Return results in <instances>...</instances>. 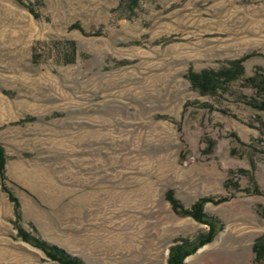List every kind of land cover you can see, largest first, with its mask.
Masks as SVG:
<instances>
[{
  "label": "rangeland",
  "instance_id": "obj_1",
  "mask_svg": "<svg viewBox=\"0 0 264 264\" xmlns=\"http://www.w3.org/2000/svg\"><path fill=\"white\" fill-rule=\"evenodd\" d=\"M243 62L201 95L189 69ZM264 0H0V264H166L207 226L176 214L201 197L221 228L184 264H255L264 236ZM210 143V145H209ZM245 171L242 173L241 171ZM253 173L259 193L252 189ZM237 187L225 188V183ZM233 186V185H232Z\"/></svg>",
  "mask_w": 264,
  "mask_h": 264
},
{
  "label": "trees",
  "instance_id": "obj_2",
  "mask_svg": "<svg viewBox=\"0 0 264 264\" xmlns=\"http://www.w3.org/2000/svg\"><path fill=\"white\" fill-rule=\"evenodd\" d=\"M17 1V0H16ZM250 56L246 55L239 59L233 60L227 67H222L218 70L203 69L200 71H194L189 69L187 71L186 78L190 83L191 87L198 91L201 95H215L218 91H226L230 85L242 78L244 73L243 62ZM244 81L248 83L250 87L259 95L257 101L248 102V105L252 108L264 113V75H253L244 78ZM210 145V143H209ZM5 163L6 156L3 148L0 146V180L3 190L8 194L9 199L18 207L17 200L8 190L4 180L5 177ZM245 173V171H241ZM249 182L252 184V189L240 190L247 193H259L254 174H249ZM233 185V186H232ZM237 187L236 183L230 184L228 181L225 183V188ZM226 197L217 199L201 197L197 199L188 208L184 207L179 200L174 197L172 191L166 192V200L170 203L172 210L181 216H189L195 221L202 223L207 226V231L204 234L197 236L194 240L189 241L188 239H177L169 247L168 257L166 264H184L183 261L186 257L193 254L198 248L212 241L215 234L221 228L219 220L213 216L207 215L203 211L204 204L207 202H214L215 204L225 201ZM18 235L24 241L39 248L45 253V255L58 262L59 264H82L79 260L68 255L63 249L46 243L28 233H25L21 229H18ZM253 253V260L255 264H264V236L257 238L251 247Z\"/></svg>",
  "mask_w": 264,
  "mask_h": 264
}]
</instances>
